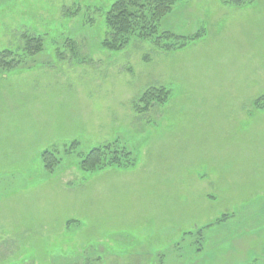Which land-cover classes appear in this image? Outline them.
<instances>
[{
	"label": "rangeland",
	"instance_id": "374dc122",
	"mask_svg": "<svg viewBox=\"0 0 264 264\" xmlns=\"http://www.w3.org/2000/svg\"><path fill=\"white\" fill-rule=\"evenodd\" d=\"M115 1L0 0V51L24 56V36L45 40L0 75V162L30 159L0 180L8 193L18 179L36 186L1 196L0 228L14 226L12 197L19 226L0 230V264H264V0L178 1L160 33L196 41L166 51L133 39L117 52L103 46ZM155 90L167 95L143 103ZM108 144L136 165L84 172V156ZM45 151L62 158L53 174ZM191 192L212 228L171 230ZM43 209L49 230H29Z\"/></svg>",
	"mask_w": 264,
	"mask_h": 264
},
{
	"label": "trees",
	"instance_id": "16d2710c",
	"mask_svg": "<svg viewBox=\"0 0 264 264\" xmlns=\"http://www.w3.org/2000/svg\"><path fill=\"white\" fill-rule=\"evenodd\" d=\"M182 0H116L106 16L108 26L107 38L103 46L111 51L124 50L133 39L152 40L166 51H179L199 37L180 38L171 33H160L161 20L166 17L174 5ZM237 6H243L245 0H230ZM24 56H18L12 50L0 51V75L20 69L26 57H34L45 49L42 36H24ZM165 90L148 91L142 102L150 105L156 99L166 96ZM77 145V144H75ZM45 170L53 174L62 163L58 154L45 151L41 156ZM136 165L133 154L120 149L116 144L98 146L86 154L81 162V169L89 174L98 173L109 168L130 169Z\"/></svg>",
	"mask_w": 264,
	"mask_h": 264
},
{
	"label": "crops",
	"instance_id": "0c3cea01",
	"mask_svg": "<svg viewBox=\"0 0 264 264\" xmlns=\"http://www.w3.org/2000/svg\"><path fill=\"white\" fill-rule=\"evenodd\" d=\"M45 150V149H44ZM42 150V151H44ZM29 160L25 161L24 159H20L19 158V155H8L7 157L4 158V154H2V161L0 162V172H3V171H24L26 170L25 169V166L23 167V164H27V162H29ZM23 162V163H21ZM24 178H27L25 177L26 175L23 174ZM29 178V177H28ZM8 179H1L0 181H3L2 184H0V204H2L1 200L3 199V197H1L3 194L7 195V194H11V195H16V193H20V192H26V191H33V189L36 187L35 185H33V183L30 181L28 184H26L25 187H15V183L18 180H15L12 183V192L8 193L9 191V183L10 181H7ZM196 181V180H195ZM194 181V182H195ZM194 185V184H193ZM194 187V186H193ZM191 198L189 199L188 201V215L187 216H184L185 213H179L178 210H172L173 214H174V219L175 220V225L171 226V230H208V229H211L212 226H211V223H204L205 222V219H210V204H206V201L203 199L201 204L199 205V209L197 210V206L196 204H193L194 203V199H195V195L192 194L191 192ZM9 196V195H8ZM10 197V196H9ZM16 198V197H14ZM13 197L11 198V202L10 203H5L3 202V207H12V210H13V214L15 216H13L14 218V226H10L9 227L7 225H3L0 230H15L17 229V227L19 226V222L17 223V220L19 221L18 217V207H19V204H16V200L17 199H14ZM17 203H18V200H17ZM178 202H175L173 201V205H172V208L174 207H178L177 206ZM190 204V205H189ZM14 206H16V210L14 211ZM191 210V215H189V211ZM260 210V208H259ZM196 211H199L200 213L198 214ZM202 213H207L206 215L205 214H201ZM95 213V212H94ZM197 213V214H196ZM181 215V216H180ZM190 216L192 217V220L190 221ZM224 216H228V214L224 213L222 214L219 218L221 222H217V225H220L224 219V221L227 220V218H225ZM44 218V219H43ZM197 218L199 219H203V223L202 221H199L197 222ZM218 217H216V220H219ZM27 219H29L27 225H28V228L29 230H49L50 226H51V218H46V210L43 209L42 213L39 214V212H36L34 211L33 213L30 212V215L29 217H27ZM254 218L252 217V220ZM13 222V220H12ZM160 222H156V224L159 225ZM198 224V225H197ZM12 225V224H11ZM192 226V227H190ZM165 227V226H163ZM156 228V230H169V228L165 227V228ZM187 228V229H186ZM257 230V229H256ZM260 230V229H258ZM205 233V231L203 232V234ZM261 235V231H258V232H255L253 234V236H260ZM252 236V237H253ZM215 241V242H214ZM213 244L211 246H214L213 249V252L215 251L216 254L219 253L222 249V244L221 243H217L218 242V238L217 239H214Z\"/></svg>",
	"mask_w": 264,
	"mask_h": 264
}]
</instances>
